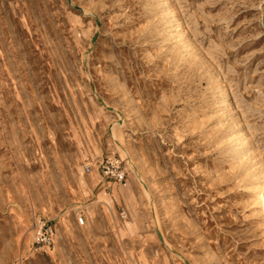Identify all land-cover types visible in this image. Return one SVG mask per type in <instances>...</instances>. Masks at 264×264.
Listing matches in <instances>:
<instances>
[{"label":"rangeland","instance_id":"obj_1","mask_svg":"<svg viewBox=\"0 0 264 264\" xmlns=\"http://www.w3.org/2000/svg\"><path fill=\"white\" fill-rule=\"evenodd\" d=\"M263 199L264 0H0V264H264Z\"/></svg>","mask_w":264,"mask_h":264},{"label":"built area","instance_id":"obj_2","mask_svg":"<svg viewBox=\"0 0 264 264\" xmlns=\"http://www.w3.org/2000/svg\"><path fill=\"white\" fill-rule=\"evenodd\" d=\"M86 170L89 172V169L86 168ZM110 175L118 182L123 181V173L121 172H117L116 170L109 172ZM79 222L82 223V219L79 218ZM37 241L36 244L37 246L40 247H46L49 248L52 244L53 241V232L52 229L50 227H46L44 226V224H41L39 227V230L37 231Z\"/></svg>","mask_w":264,"mask_h":264},{"label":"bare ground","instance_id":"obj_3","mask_svg":"<svg viewBox=\"0 0 264 264\" xmlns=\"http://www.w3.org/2000/svg\"><path fill=\"white\" fill-rule=\"evenodd\" d=\"M261 196V195H260ZM260 200H262V199H260ZM264 200V199H263ZM263 204V203H262ZM263 206V205H262Z\"/></svg>","mask_w":264,"mask_h":264}]
</instances>
